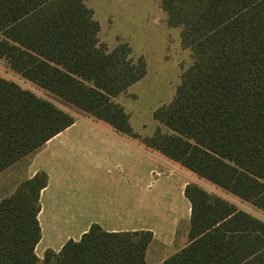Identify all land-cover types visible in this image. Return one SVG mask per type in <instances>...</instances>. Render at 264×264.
I'll return each mask as SVG.
<instances>
[{"label":"trees","instance_id":"obj_1","mask_svg":"<svg viewBox=\"0 0 264 264\" xmlns=\"http://www.w3.org/2000/svg\"><path fill=\"white\" fill-rule=\"evenodd\" d=\"M86 0H0V59L36 87L248 204L187 185L188 244L161 264H264V0H160L192 63L172 100L134 133L112 101L146 74L125 43L107 50ZM75 118L0 77V172L36 152ZM162 130H165L163 132ZM38 173L0 200V264H145L150 232L91 225L40 261ZM260 214V215H259Z\"/></svg>","mask_w":264,"mask_h":264},{"label":"crops","instance_id":"obj_2","mask_svg":"<svg viewBox=\"0 0 264 264\" xmlns=\"http://www.w3.org/2000/svg\"><path fill=\"white\" fill-rule=\"evenodd\" d=\"M118 96L112 101L128 115L132 131L152 136L158 124L140 120L133 103L122 104ZM38 173L47 177L39 194L40 239L34 247L40 261L46 251L57 253L67 241H78L91 225L107 233L150 232L145 264H161L188 244L190 175L102 121L79 115L36 152L0 172L4 190L9 189L0 191V200Z\"/></svg>","mask_w":264,"mask_h":264},{"label":"rangeland","instance_id":"obj_3","mask_svg":"<svg viewBox=\"0 0 264 264\" xmlns=\"http://www.w3.org/2000/svg\"><path fill=\"white\" fill-rule=\"evenodd\" d=\"M85 4L92 11L93 19L98 22V41L107 50L125 43L135 57L144 59L145 77L134 88L118 96L117 100L122 104L133 103L138 118L153 123V113L148 110L154 108L155 111L172 100L182 73L192 63L189 50L181 45V28L167 23L160 0H86ZM0 77L48 100L73 118L84 114L23 79L10 68L5 59H0ZM151 127L149 125L147 129L151 130ZM187 173L191 177L188 185L196 186L208 195L218 197L239 209L253 212L248 204L227 191L189 171ZM7 176L8 174L4 177ZM2 177L0 176V191L7 192L9 189L4 190Z\"/></svg>","mask_w":264,"mask_h":264}]
</instances>
